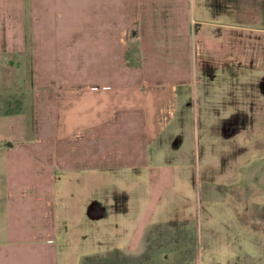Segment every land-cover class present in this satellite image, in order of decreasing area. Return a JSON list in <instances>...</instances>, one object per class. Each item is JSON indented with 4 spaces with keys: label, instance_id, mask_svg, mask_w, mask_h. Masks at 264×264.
<instances>
[{
    "label": "crops",
    "instance_id": "crops-1",
    "mask_svg": "<svg viewBox=\"0 0 264 264\" xmlns=\"http://www.w3.org/2000/svg\"><path fill=\"white\" fill-rule=\"evenodd\" d=\"M239 67L256 95L247 105L264 122V0H0V264H58L59 234L71 238L81 211L90 218L96 199L79 193L91 178L99 188L114 177L115 197L130 188L127 206L97 200V218L112 217L110 247L134 240L136 249L163 193L179 184L170 155H181L183 138L172 134L183 130L182 111H234ZM213 69L224 86L189 90ZM211 127L225 138L235 128L224 117ZM260 155L259 188L242 211L218 205L232 231L209 233L220 242L200 255L224 244L225 264H264Z\"/></svg>",
    "mask_w": 264,
    "mask_h": 264
},
{
    "label": "rangeland",
    "instance_id": "rangeland-1",
    "mask_svg": "<svg viewBox=\"0 0 264 264\" xmlns=\"http://www.w3.org/2000/svg\"><path fill=\"white\" fill-rule=\"evenodd\" d=\"M241 69L237 68L236 79L241 78ZM198 71L204 74L200 69ZM212 72L216 76L204 81L208 86L193 81V84L187 85L189 90H217L224 86L226 81L225 76L220 74L222 71L213 69ZM242 82L239 79L234 83L239 104L234 106V111L221 109L207 112L205 118L195 104L182 111L185 122L183 130L175 129L172 134L177 143L183 138L179 151L181 155H170L176 171L175 180L179 184H175L170 194L163 193L143 237L137 241L136 249L131 248L136 242L134 240L122 241V245L110 247L113 235L106 227L112 217L97 218L98 210L103 211L97 200L111 204L113 209L119 204L127 206L124 201L128 199L130 188L119 185L120 192L115 197L111 193L115 188L114 177L105 186L100 184L99 188L98 184H94L95 179L91 178V181L84 183V193H79L80 200L84 201L86 196L96 199L89 209L90 218L81 211L78 217H74L79 224H69L68 235L71 238L66 240L59 234L55 241L58 264H202L201 260L225 264L224 244L220 247L221 252L214 256L209 253L200 255V247L206 251L209 244L220 242L206 240L209 233L223 237L232 231L229 209H218V205L228 200V204L234 206V212L242 211V207L247 205L248 191L251 193L259 188L258 168L262 156L260 152L264 148L263 113L255 111L252 105L248 106L249 100L256 98V95H253L252 89L245 88L248 84L246 80ZM249 83L251 88L255 87L252 81ZM175 85L179 89V83ZM247 90H250V94H246ZM219 117H224L226 123L235 127L234 132L231 131L226 138L213 133L211 125ZM220 149L224 153L221 154ZM155 158L157 163L164 162L161 155H155ZM231 189H240V195H230ZM243 194L244 198L241 197ZM142 202L138 197L136 203L141 206ZM239 216H242L241 212ZM128 217L129 211L122 216L123 221ZM126 228L128 224H121V232L124 233Z\"/></svg>",
    "mask_w": 264,
    "mask_h": 264
}]
</instances>
